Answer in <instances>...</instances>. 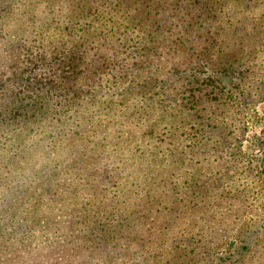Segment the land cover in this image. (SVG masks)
Instances as JSON below:
<instances>
[{"label":"rangeland","instance_id":"1","mask_svg":"<svg viewBox=\"0 0 264 264\" xmlns=\"http://www.w3.org/2000/svg\"><path fill=\"white\" fill-rule=\"evenodd\" d=\"M258 1L226 0L199 27L191 19L179 24L164 0H0V34L27 31L19 47L30 46V24H50L53 35L43 39L52 40L48 60L68 47L85 10L95 13L98 23L77 37L94 43L82 64L110 58L92 65L114 63L104 78L116 76L102 89V77L84 80L90 93L66 95L54 114L44 104L39 123L29 115L9 120L8 103L22 88L28 101H41L37 86L63 90L71 85L67 74L86 73L88 66L72 67L69 57L31 60L25 47L0 51V119L6 122L0 126V208L20 206L24 198L41 203L26 211L37 215L0 228V264H119L123 254L126 264H156L143 237L157 242L160 225L174 228L169 244L207 237L213 249L201 250L204 264H264V21H258L264 15ZM226 60L235 65L226 70ZM189 89L194 96L187 100ZM186 102L196 111L189 125L197 131L167 129L168 115L182 120L176 106ZM167 183L178 192L180 211L166 210ZM41 190L52 191L51 199L41 202ZM42 204L48 208L41 213ZM109 220L123 223L130 248H104L99 234Z\"/></svg>","mask_w":264,"mask_h":264},{"label":"trees","instance_id":"2","mask_svg":"<svg viewBox=\"0 0 264 264\" xmlns=\"http://www.w3.org/2000/svg\"><path fill=\"white\" fill-rule=\"evenodd\" d=\"M164 1H166V3L172 6L173 16L176 19H178L179 24H181L182 22H186V19H191L193 21H196L199 24V27H206V23L209 24L210 19H207V16L210 15V13L216 8V6L218 8L220 3H222L220 7L223 10L225 5L227 4L226 0H174V2L172 0H164ZM235 1L237 3L239 2V0H235ZM258 2L263 4V6H261L258 9V10H261V13H262L261 16H262L264 15V0H259ZM237 5H239V3ZM83 18L84 20L80 24H78V27L79 26H82V27L78 31H77L78 27H76L75 32L74 30L69 32L68 38L66 40L68 47L67 46L64 47V50L61 52V55L59 56H55V57L53 56L51 59L48 60L47 56L50 53V50L48 49L52 43V40H49L47 44H44L43 39L46 38V36L50 34L52 36L53 33L48 31V28H50L51 26L47 22L45 23L40 22L38 24L37 23L30 24V26H33L34 28V32L32 28L30 29V36H31L30 46H21V47H25L26 52L30 51L31 54H33V55H30L31 60H35L36 58L37 59L45 58L51 62L53 60L57 61L63 57H66V58L69 57L70 64L72 65V67L77 65V63L80 66L84 62V59L88 57V53L93 49L94 43L92 42V44L83 45L80 43L81 41H79L81 39V36L79 40H77V37L78 35H81L80 33L83 31H86L89 35L90 26L93 27L92 24H94L93 20H96L97 23L99 20L98 19L99 17H96L95 13L93 12L90 13L89 11H86V10H85V14ZM88 20H90L89 23H88ZM258 21H264V18ZM163 28L165 31L164 33L165 35H168L171 33V31L167 30L164 26ZM97 29L98 28L96 27L95 30ZM180 32L187 33L189 32V30L180 29ZM26 33L27 31H25L23 28H20V27H16L15 30L6 29L4 33L0 34V51H4L5 49H11L12 47L13 48L17 47V49L20 50L21 47H19V45H21V43L24 41L23 38L26 35ZM179 37L185 38V36L183 35H180ZM45 45L47 46V48L45 47ZM76 45H78V49H77L78 56L76 55V52H74ZM82 46H85V48H83ZM204 47H206L204 44H199V49L202 51V53L204 52ZM188 50L189 52L192 51L194 53L193 51L194 49L192 47L191 48L188 47ZM232 55L235 56L234 62L239 63V55H237V59H236L235 51L233 52ZM95 59H98V60L105 59L106 60L110 58H103L101 56H98ZM95 59L91 60L90 62L82 64V65L88 66L86 73H82L81 71H79L75 75L67 74L63 79L71 85L63 88V90L49 88L46 84H41L40 86H37L35 88L34 95L36 96L37 99L39 98L41 101H38V100L28 101L30 98L29 91L26 89V87L22 88L21 94L19 95L18 99L14 102V104L12 105V103H8L9 107L6 110L7 115L9 116L8 119L9 120H19L21 117L29 115L35 118L36 123H39L38 121L40 122L42 121V119H39V118H41V116L45 114V113L42 114V111L44 110V107H43L44 104L49 103L48 111L50 114L51 113L54 114L55 108L57 106H60L61 101H67L66 95L76 94V91H78V95L80 99L83 96L88 95L90 92L88 91V89L85 90L87 83H85L84 80L91 78V77H102L101 84H100L101 89L104 86L103 82H105L106 84L112 83L116 79V76L114 75L111 78L105 79L104 75L106 71H109L115 67L114 63H109L99 68H95V66L92 65ZM234 62L230 60H226L225 62H223L225 69L227 70L228 68H232L231 65L233 64L235 65ZM209 65L211 67H214L211 64ZM58 68H60V66ZM63 72L65 73V71ZM79 74H81V76L78 78H75V76H79ZM72 84H74V88L76 89L75 91L72 90V87H73ZM28 85H29L28 88L29 87L33 88L36 84L29 83ZM20 86H24V84L21 83ZM205 86H209V83L207 82ZM166 93L167 95L172 94V93L168 94V92ZM189 93L190 94H188L187 96H184L185 99L187 100L194 96V93L190 89H189ZM197 97H199V95H197ZM57 99H60V100L56 101ZM167 99L169 100V98ZM171 101L174 102V99H172ZM135 105L136 104H134L133 106ZM139 108H141V106ZM140 111L142 112V110H137L135 114L136 115L140 114ZM176 112L177 114H179L182 120L177 121L176 120L177 115L175 114L168 115V122L171 124V126H167V129L169 130L175 129L177 132L179 131V129H181L183 133H186V130L190 131L191 128H192V131H197V128L189 125V122L191 120L194 121L196 119V116H195L196 111L194 110V108L189 106L188 102H186L184 105L176 106ZM189 117H191L192 119H189ZM4 123L6 122L0 119V126L1 124H4ZM155 131L156 129L153 130L152 133H154ZM163 141L164 140H162V142ZM154 155L156 154H153L152 152L151 156L153 157ZM147 182L148 180L145 178L143 185H146ZM51 192L52 191H49V190H46V191L41 190L37 195L41 197V202H43L44 199H46V197L51 199V196H50ZM1 193L4 196L9 195L6 192H4V190H2ZM144 193H146L147 196H150L148 194L147 189L142 191V194ZM177 193L178 192L175 189L174 184H171V183L168 184V190H167L166 196H167V200L170 202V206H166V210H169L170 212H172L173 206H174L177 210L180 211L181 201L178 198L179 196L175 198ZM190 193L188 194L190 195ZM182 200H183V197H182ZM36 204L40 205L41 203L32 202L30 199L24 198L20 206L16 205L14 208H11L6 205L2 206L0 208V212L5 213L9 210L10 211L7 212L4 216L0 214V220H1L0 228H4V230L7 231L9 230L8 229L9 226L12 227L14 224H20L22 222V218H18V217L37 215L31 212H26L27 210H29L31 207L35 206ZM150 205H152V202L148 201L144 204L139 205L138 207L146 208V206H150ZM47 208H48L47 205L42 204L41 213L44 212ZM37 209L35 211H37ZM150 211L151 210L148 208L149 213ZM190 212H191L190 209L188 211H185L184 212L185 216L187 217L190 214ZM13 213H14V217L11 219ZM92 220H93V217L88 215V221H92ZM146 224H147V221L144 222V225ZM123 228H124L123 223L121 221L109 220L104 224V227L99 234V239L103 243L102 245L104 246V248L107 249L111 247L112 249H118V247H124L125 245H126L125 246L126 248H130L129 242L125 240L124 231H122ZM156 230L158 233L157 242H155L154 240L147 239V237H143L144 242H145V247H146V253L149 255L148 257L153 258L152 261L155 262L156 264H195V261L197 262L200 261L201 264H204L203 261L204 259H207L208 256H206L205 253L202 252L201 250L208 252V250L213 249V248H208V245H207L208 240H207V237L205 236L203 237L195 236L196 240L194 243H191V244H184V243L176 244V242L169 244L168 238L170 237V233H174V228L161 229V225H160L159 228L157 226ZM166 232H169V233H166ZM95 238L96 240L98 239L96 236ZM136 253L137 252H135L134 254ZM126 256L127 254H123V258L121 259L119 264H126ZM208 264H211V262L209 261Z\"/></svg>","mask_w":264,"mask_h":264}]
</instances>
